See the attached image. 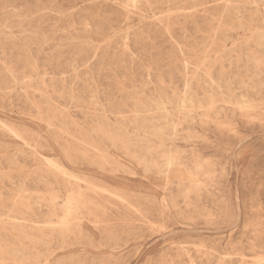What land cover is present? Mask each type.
<instances>
[{
    "label": "rangeland",
    "instance_id": "obj_1",
    "mask_svg": "<svg viewBox=\"0 0 264 264\" xmlns=\"http://www.w3.org/2000/svg\"><path fill=\"white\" fill-rule=\"evenodd\" d=\"M263 17L264 0H0V264H264ZM65 140L99 206L42 158Z\"/></svg>",
    "mask_w": 264,
    "mask_h": 264
},
{
    "label": "bare ground",
    "instance_id": "obj_2",
    "mask_svg": "<svg viewBox=\"0 0 264 264\" xmlns=\"http://www.w3.org/2000/svg\"><path fill=\"white\" fill-rule=\"evenodd\" d=\"M251 2H252V0H251ZM227 9V8H226ZM229 9V8H228ZM227 12V11H226ZM254 17V16H253ZM264 18V17H263ZM209 24V23H208ZM168 26V25H167ZM263 26H264V24H263ZM165 27V26H164ZM240 27H242V26H240ZM242 28H244V27H242ZM168 29V28H167ZM239 29V28H238ZM241 29V28H240ZM169 30V29H168ZM243 30V29H242ZM257 31V30H256ZM224 35H226V33H224ZM218 42V41H217ZM219 43V42H218ZM254 43L255 44H257V45H259V46H263L264 45V36L261 34V32L260 33H256V32H254ZM208 51V50H207ZM264 60V59H263ZM263 62V61H262ZM202 67V66H201ZM34 70V69H33ZM208 76V75H207ZM190 77H192V76H190ZM209 78V77H208ZM188 79V78H187ZM192 80H193V78H192ZM211 81V80H210ZM186 82V81H185ZM197 84V83H196ZM30 85V84H29ZM161 85V84H160ZM187 85V84H186ZM198 85V84H197ZM205 87H206V85H205ZM246 87V86H245ZM47 90V89H46ZM42 91V90H41ZM186 91V90H185ZM38 92V91H37ZM189 92V91H188ZM47 94V93H46ZM44 95V94H43ZM174 95V94H173ZM184 95V94H183ZM72 97V96H71ZM45 100V99H44ZM51 100V99H50ZM73 100V99H72ZM180 100V99H179ZM184 100V99H183ZM192 101V100H191ZM190 101V102H191ZM167 102V101H166ZM91 103V102H90ZM157 103V102H156ZM188 103V102H187ZM215 103V97L214 96H209L208 97V100H207V106L209 107V108H211L212 106H213V104ZM34 104V103H33ZM54 104V103H53ZM153 104V103H152ZM156 105V104H155ZM183 104H181V106H182ZM200 105V104H199ZM261 105H263L264 106V102H261ZM177 106V105H176ZM184 106V105H183ZM249 106H251L250 104L249 105H247L246 107L248 108ZM135 107V106H134ZM150 107V106H149ZM157 107V106H156ZM190 107V106H189ZM53 109V108H52ZM262 109H264V108H262ZM194 110V109H193ZM198 111V110H197ZM245 111V110H244ZM209 112H211V111H209ZM247 112V111H246ZM243 113H245V112H243ZM42 114V113H41ZM63 114V113H62ZM116 114V113H115ZM117 115V114H116ZM168 115V114H167ZM188 115H191V114H188ZM207 115V114H206ZM38 116H40V115H38ZM179 116V115H178ZM217 116V115H216ZM258 116V115H257ZM63 117H64V119H67V118H69V117H67V115H63ZM95 118H96V116H95ZM120 118V117H119ZM188 118V117H187ZM249 118V117H248ZM259 118V117H258ZM203 119V118H202ZM216 119V118H215ZM260 119V118H259ZM258 119V120H259ZM263 119V118H262ZM71 120V119H70ZM121 120V119H120ZM134 121V120H133ZM183 121V120H182ZM200 121V120H199ZM205 121V120H204ZM141 122V121H140ZM129 123V122H128ZM157 123V122H156ZM181 123V122H180ZM225 123V122H224ZM262 123H264V122H262ZM2 124V126H3V128L5 127V128H8V127H10V126H7V125H5V124H3V123H1ZM136 124V123H135ZM165 124H166V121H165ZM115 125V124H114ZM116 125H118V124H116ZM221 125V124H220ZM77 126V125H76ZM176 126H177V124H176ZM223 127V126H222ZM2 128V129H3ZM48 128H50V127H48ZM94 128V127H93ZM102 127L100 126L99 127V129H101ZM176 128V127H175ZM80 129V128H79ZM218 129H219V127H218ZM223 129H225V128H223ZM227 129L229 130V128L227 127ZM6 130V129H5ZM59 130V129H58ZM76 130V129H75ZM164 130V129H163ZM159 130H157V132H158ZM177 131V130H176ZM175 131V132H176ZM9 132V131H8ZM61 132V131H60ZM66 132V131H65ZM100 132L101 133H104V131L103 130H100ZM10 133V132H9ZM14 133H16V132H14ZM13 133V134H14ZM57 133V132H56ZM127 133V132H126ZM153 133H154V131H153ZM177 133V132H176ZM11 134V133H10ZM106 135H107V137L108 138H110V139H113L112 138V136L110 135V133H108V132H106L105 133ZM160 134H162V133H160ZM185 134V133H184ZM63 135V134H62ZM18 136V135H17ZM173 136V135H172ZM26 137V136H25ZM57 137V136H56ZM81 137V136H80ZM38 138V137H37ZM118 139H119V137H117ZM39 139V138H38ZM60 139V138H59ZM183 139V138H182ZM122 141V140H121ZM171 141V140H170ZM125 142V141H124ZM79 143V142H78ZM116 143H117V141H116ZM119 143V142H118ZM63 147H61V153H59L57 156H54V157H51V156H46V157H44V156H42V158L44 159V161L46 162V165L48 166V168H50L52 171H54V173L55 174H59L63 179H64V184L67 186V193H68V201L70 202V203H76V202H81V204L82 203H84V204H89V205H92V206H99V203L97 202V201H95L94 199H85V198H83L82 196H83V194H82V192L80 193V191H76L77 190V188H75V182H73V184H72V180L73 179H76V176H75V174H74V172H73V170H72V168H70V166H69V163H68V161L65 159L67 156H69L70 155V151L68 150V144H67V141L65 140V141H63ZM120 144V143H119ZM85 145V144H84ZM36 147H38L37 146V144L35 145ZM89 148V147H88ZM154 149V148H153ZM152 149V150H153ZM83 150V149H82ZM151 150V151H152ZM80 151V150H79ZM84 151V150H83ZM101 154V153H100ZM99 154V155H100ZM41 157V156H40ZM83 157V156H82ZM163 157V156H162ZM133 158V157H132ZM135 159V158H134ZM171 157L170 156H168L167 158H166V164H171L170 162H171ZM91 160V159H90ZM104 160V159H103ZM102 160V161H103ZM136 160V159H135ZM87 161H88V159H87ZM93 161V160H92ZM93 162H95V161H93ZM98 162H100V161H97V164H98ZM103 162H105V160L103 161ZM142 162V161H141ZM91 163V162H90ZM94 164V163H93ZM97 164H95V165H97ZM99 164H102V163H99ZM103 164H106V162L105 163H103ZM103 164H102V166L100 167V166H98L99 168H102V167H104L103 166ZM173 164V163H172ZM108 165V164H107ZM148 165V164H147ZM149 166H151V165H148L147 167H149ZM171 166V165H170ZM167 167H168V165H167ZM156 169V168H155ZM168 169H169V167H168ZM103 170V169H102ZM198 170V169H197ZM156 171V170H155ZM168 171V170H167ZM104 172H105V170H104ZM154 172V171H153ZM194 172H195V170H194ZM163 175V174H162ZM166 176V175H165ZM53 177V176H52ZM163 177V176H162ZM6 179H8V178H6ZM24 179V178H23ZM9 180V179H8ZM78 181V180H77ZM80 181H82V180H80ZM79 181V182H80ZM55 182V181H54ZM86 183H88L87 181H85ZM23 183V182H22ZM84 187H85V185H84ZM83 187V188H84ZM177 187V186H176ZM81 189V188H80ZM97 187H91V190L93 191V192H95V191H97ZM104 191V190H103ZM20 192V191H19ZM21 193V192H20ZM77 193L79 194V196L77 197V199H76V196H77ZM103 193V192H102ZM113 194V193H112ZM117 194V193H116ZM188 194V193H187ZM116 196V195H115ZM117 197V196H116ZM116 199V198H115ZM17 200V199H16ZM16 200H15V202H16ZM30 200V199H29ZM118 200H121V198L120 199H118ZM185 200V199H184ZM59 201V200H58ZM76 201V202H75ZM23 202V201H22ZM24 203V202H23ZM11 204H13V203H11ZM14 205V204H13ZM21 205H22V203H21ZM162 205V204H161ZM15 206V205H14ZM20 207V206H19ZM25 207H27V205L25 204ZM161 207V206H160ZM16 208V207H15ZM131 208V207H130ZM100 209V208H99ZM98 209V210H99ZM3 210V209H2ZM102 210V209H101ZM100 210V211H101ZM9 211H7V213H8ZM74 212V211H73ZM104 212V211H103ZM91 213V212H90ZM11 214V213H10ZM92 215H93V213H92ZM141 217V216H140ZM89 218V217H88ZM13 221V220H12ZM100 221V220H99ZM16 222V221H15ZM61 222V221H60ZM33 224V223H32ZM48 224V223H47ZM62 225V224H61ZM13 226V225H12ZM52 226V225H51ZM68 226V225H67ZM36 227V226H35ZM66 227V226H65ZM67 234V233H66ZM28 241H29V239H27ZM3 246H5V245H2V244H0V255H1V259H2V261H0V262H3L4 261V254H6V250L4 249V247ZM10 246V245H9ZM33 247V246H32ZM257 263V262H256ZM260 263V262H259Z\"/></svg>",
    "mask_w": 264,
    "mask_h": 264
}]
</instances>
